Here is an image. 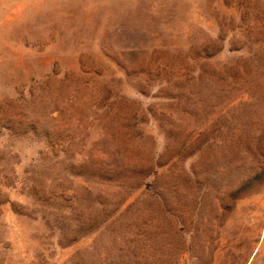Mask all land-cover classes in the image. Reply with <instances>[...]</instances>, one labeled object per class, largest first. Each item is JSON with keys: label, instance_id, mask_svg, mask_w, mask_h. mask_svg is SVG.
Segmentation results:
<instances>
[{"label": "rangeland", "instance_id": "obj_1", "mask_svg": "<svg viewBox=\"0 0 264 264\" xmlns=\"http://www.w3.org/2000/svg\"><path fill=\"white\" fill-rule=\"evenodd\" d=\"M0 264H264V0H0Z\"/></svg>", "mask_w": 264, "mask_h": 264}]
</instances>
